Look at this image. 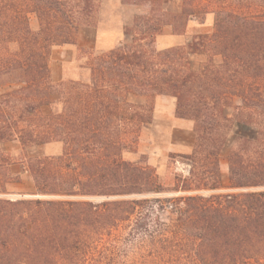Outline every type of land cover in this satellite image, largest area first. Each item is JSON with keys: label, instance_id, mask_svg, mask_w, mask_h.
Returning a JSON list of instances; mask_svg holds the SVG:
<instances>
[{"label": "trees", "instance_id": "trees-1", "mask_svg": "<svg viewBox=\"0 0 264 264\" xmlns=\"http://www.w3.org/2000/svg\"><path fill=\"white\" fill-rule=\"evenodd\" d=\"M122 2L149 4L153 12L136 16L128 31L134 32L132 43H120L84 65L92 73L88 83L55 84L51 50L75 43L93 3L0 0V74L22 72L17 87L0 90V169L20 161L35 183L32 196H0V264H66L81 227L99 211L112 212L115 221L131 220L138 212L129 234L166 244L165 254L152 251L158 257L131 264H179L174 258L179 240L193 242L195 264H264V129L259 128L264 0ZM32 13L40 21L37 31L29 24ZM209 14L214 15L211 35H194L186 48L156 49L163 25L182 33L190 21L198 17L204 23ZM196 54L208 60L195 67L190 56ZM135 94L174 97L177 115L194 120L197 134L192 153L180 155L190 165L189 174L176 176L172 188L185 194L159 206L177 217L169 224L159 221L160 232L145 226L138 199L133 205L85 200L165 191L154 168L122 157L124 138L131 134L136 143L148 121L128 101ZM233 122L239 127L233 136L238 146L228 155L229 180L237 191L206 195L203 191L221 187L219 154ZM7 141H17L24 156L14 159L2 147ZM49 143H61L60 153L26 154ZM56 258L62 262L54 263Z\"/></svg>", "mask_w": 264, "mask_h": 264}, {"label": "rangeland", "instance_id": "rangeland-1", "mask_svg": "<svg viewBox=\"0 0 264 264\" xmlns=\"http://www.w3.org/2000/svg\"><path fill=\"white\" fill-rule=\"evenodd\" d=\"M91 2L94 5L93 13L88 22L80 25L76 34L81 27L86 25L91 27H97L99 24H104L107 27L118 25L119 20L122 17L125 24L123 26L122 37L118 45L120 43H132L134 32L128 31H130L129 29L133 27L134 20L137 15L147 13L153 14L150 10L149 4L145 3H123L122 0H91ZM122 4L123 7L125 4L134 5H130L129 8H122ZM199 21L200 18L197 17L195 20L189 22L188 26L182 33L176 32L177 34L183 35L181 41L178 43L164 41L160 35L162 33L161 31V33L155 38L154 45L156 49L162 50L178 46L186 48L187 43L194 35H211L214 31V15L209 14L204 23ZM29 24L34 31L39 30L40 21L35 13L30 15ZM166 27L173 29L172 25L165 24L163 25L162 30ZM56 47L58 46H54L52 50ZM107 51L108 50L93 49L87 52L84 50L79 52V60L77 62L79 69H77L76 76L66 78L64 80L67 82L84 81L87 83L91 81V70L89 68L86 69L83 66L96 63L97 58L100 55L99 53ZM190 58L192 59L195 67H198L201 63L208 60V56L206 54H196L190 56ZM215 59L220 61V56H216ZM21 76V71H15L11 74H0V90L17 87L18 83L15 81H18ZM263 82L264 81H261V83ZM54 97H56V95H54ZM128 101L136 104L138 106L137 110L140 111V113H143L145 117L148 118V121L140 127L136 143L133 144L131 134L124 138L126 140L125 146L127 149H124L122 152V157L126 160L141 162L144 165L147 164L154 168L158 175V180L165 187V191L160 193L124 196H91L86 197L85 200L92 201L96 204L106 200H126L128 203L133 205L132 201L134 199H138V209L144 207L143 215L147 222L145 226H147V228L151 231L156 230V232H160L161 229L158 227V222L160 221L168 224L172 223L176 219L177 214L171 213L169 208L162 210L159 206L168 204L166 198H172L180 194H185L183 191H174L172 188L175 185L176 176H188L189 174L190 165L187 163L188 161L180 155L191 154L193 151L197 136L195 123L192 119L179 117L177 115L176 99L170 95L160 94L152 96L135 94L129 95ZM235 103L237 104L239 101L237 100ZM172 108L174 109V115L176 118L190 121L191 126L188 127L186 124H178L177 120L170 115ZM230 111H232V109H230ZM44 112H47L46 108L44 109ZM261 112L259 128L263 130L264 109H261ZM226 131L230 133V139L219 154L221 187L217 190L203 191L206 195L237 191L230 187L228 155L230 150L238 146V143L236 141L234 142L233 136L237 133V131H239V127L236 122H233L226 128ZM185 146H190V150L187 152L183 151L182 147ZM2 147L8 151L14 159L24 156L17 141H7L3 143ZM61 147L62 145L60 143L42 147H30L26 151V154L28 156L39 154L49 155V151L61 149ZM7 171V168L0 169L2 179L7 177ZM24 197L29 196H22L18 198ZM102 212L103 211H99V213L94 215L87 225L81 227L82 229L80 230L83 234L79 242L68 249L70 251L67 259L65 258L67 261L66 264H131L140 260L158 257V254L153 253L152 251H159L162 254H165L162 251L166 244L158 243L157 245H154L147 239V237H144V234L139 236L129 234V231L138 217V212H135V214L131 217V220L125 221H115V215L113 216L112 212ZM145 213L148 214L149 217L146 216ZM140 222L146 223L143 219H141ZM193 248V242L186 243L179 240V242L174 245V250H176L174 258L178 260L179 264H195L192 256ZM60 262H62V259H54V263Z\"/></svg>", "mask_w": 264, "mask_h": 264}, {"label": "crops", "instance_id": "crops-1", "mask_svg": "<svg viewBox=\"0 0 264 264\" xmlns=\"http://www.w3.org/2000/svg\"><path fill=\"white\" fill-rule=\"evenodd\" d=\"M130 5L134 4H125L124 7L122 4V8H129ZM124 24L125 21L121 17L119 24L112 27H107L104 24H99L97 27L86 25L79 29L76 34L75 43H69L54 48L50 54L48 63L52 82L57 83L66 78L76 76L77 69H79L77 66L79 52L82 50L86 52L93 49L109 50L117 46L122 37ZM160 35L164 41L171 43L180 42L183 36L174 32L170 27L164 28ZM170 115L177 120L178 124H186L188 127L191 126L190 121L176 118L173 108L170 111ZM51 144L57 143H49L44 146H49ZM182 148L185 152L190 150V146ZM61 149L51 150L49 154H58ZM7 170V177H10L8 180L2 179L0 173V196L18 198L22 196H32L34 194V179L31 173L22 167V163L14 161L8 165Z\"/></svg>", "mask_w": 264, "mask_h": 264}]
</instances>
